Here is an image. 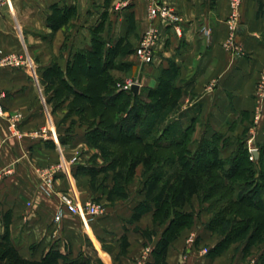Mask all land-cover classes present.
<instances>
[{
    "label": "crops",
    "instance_id": "obj_1",
    "mask_svg": "<svg viewBox=\"0 0 264 264\" xmlns=\"http://www.w3.org/2000/svg\"><path fill=\"white\" fill-rule=\"evenodd\" d=\"M8 2L10 7H0V51L20 57L23 65L0 68V238L6 235L19 256L30 261H40L57 249L67 259L59 264H231L243 259L239 243L211 253L221 236L207 229L211 213L196 196L181 210L193 213V223L170 241L164 258L157 257L156 245L166 226L160 228L154 221L153 205L134 218L135 207L144 200L142 183L134 195L129 185L124 200L108 201L101 190L90 189L84 168L93 156L96 165L102 161L87 143L86 125L68 113L74 96L60 84L72 77L69 71L77 55L91 52L93 33L104 42V50L116 44L120 50L134 49L152 25L160 34L153 62L143 64L134 53L120 51L113 61L118 68L111 72L117 83L135 82L138 89L133 94L154 89L159 72L172 63L178 69L181 96L166 124L179 121L185 128L195 123L196 141L223 135L222 140L231 141L226 155L235 151L239 140H250L258 150L264 146V98L255 120L256 87L264 75V0H241L233 23L229 0ZM151 3L164 4L179 16L180 37L159 19L149 20ZM231 24L238 27L234 49L229 46ZM42 128L52 130L57 143L48 134H36ZM258 158L257 151L255 161ZM57 164L63 172L44 190L39 172ZM142 174L138 166L135 176ZM61 193L80 202H97L104 212L86 229L64 211L55 223ZM152 230L157 233L149 234ZM253 251L256 248L250 247L248 253Z\"/></svg>",
    "mask_w": 264,
    "mask_h": 264
},
{
    "label": "trees",
    "instance_id": "obj_2",
    "mask_svg": "<svg viewBox=\"0 0 264 264\" xmlns=\"http://www.w3.org/2000/svg\"><path fill=\"white\" fill-rule=\"evenodd\" d=\"M93 41L90 53L77 55L68 82L60 81L74 96L68 113H75L86 125L87 143L102 161L96 165L93 156L91 165L84 168L90 189L101 190L108 201L127 199L136 168H143L139 189L144 191V200L135 207L134 218L153 205L154 221L160 228L166 226L156 245L157 257L164 258L170 241L193 223V213L181 212L193 196L201 205L207 204L211 213L207 229L221 236L211 253H221L241 241L245 253L264 244V146L258 149L257 161L249 160L245 141L222 157L225 147L220 146L219 137L201 140L191 151L193 127L180 129L178 121L166 124L181 96L176 87L177 67L170 63L162 69L154 89L138 94L117 90L118 80L111 72L118 67L113 61L121 52L130 54L135 48L120 50L116 44L104 50V42L95 33ZM108 144L117 145L119 152L110 150ZM59 260L67 262L57 249L48 251L40 261L23 259L6 235L0 238V264H59ZM257 261L264 264V250Z\"/></svg>",
    "mask_w": 264,
    "mask_h": 264
},
{
    "label": "built area",
    "instance_id": "obj_3",
    "mask_svg": "<svg viewBox=\"0 0 264 264\" xmlns=\"http://www.w3.org/2000/svg\"><path fill=\"white\" fill-rule=\"evenodd\" d=\"M240 2L241 0H229L230 9H231L230 23H233L236 18ZM3 3L6 4L8 7H10L8 0H4L3 2H0V7L3 5ZM147 16L149 20L159 19L160 23L162 25H165V27L172 29L173 33L176 36L178 37L181 36L182 33L181 19L168 6L164 4L151 3L148 9ZM236 28L231 24L232 36H231V40L229 41V46H231V48L233 49L235 47L233 41L234 40L233 35H234V31H236ZM159 35H160L159 30L152 25H149L143 31L139 39V42L134 50V56L137 58V60L140 63L151 64L153 62L154 50L160 40ZM22 65H23V61L20 57L13 55H6L0 51V68L21 67ZM133 85H136V83L132 81H126L123 83H117L116 88L118 90L127 91V90H131V87ZM2 97L3 96L0 94V98ZM256 97H257L258 105L256 108L255 120L258 119V115L260 113L259 103L262 102V99L264 98V75L260 77L257 83ZM0 112H1V107H0ZM11 127H14V123L11 124ZM36 134H41V135L48 134L50 139L53 140L55 143H57L56 134L52 130L48 131L45 128H42ZM257 151H258L257 148L254 145H252L249 140L247 145V152L250 161H255V154L257 153ZM60 172H63V167L61 164H57L47 170H41L39 173L42 178V188L44 190L48 189L51 186L54 177ZM58 200L60 207L54 216L55 223H59L61 221L64 211L68 214L76 216L80 220L82 226L86 229L88 228L90 220H92L98 215H101L104 212V208L101 204L94 201L80 202L75 200L66 193L59 194Z\"/></svg>",
    "mask_w": 264,
    "mask_h": 264
},
{
    "label": "rangeland",
    "instance_id": "obj_4",
    "mask_svg": "<svg viewBox=\"0 0 264 264\" xmlns=\"http://www.w3.org/2000/svg\"><path fill=\"white\" fill-rule=\"evenodd\" d=\"M232 32V31H231ZM136 48V47H135ZM134 53V52H133ZM115 75V74H114ZM118 80V82H120L119 81V79H117ZM125 82V81H124ZM117 89V88H116ZM118 90V89H117ZM179 122V121H178ZM188 126H192L193 127V134L191 135V140H192V143H189V149L191 150V151H194L195 149H196V147L198 146V144L201 142V140L200 141H196V139H194V135H195V132H196V126H195V123H191V124H189ZM188 126H186V127H188ZM183 128V126H182V124L180 125V129H182ZM111 135H115V131H112V133H111ZM217 137H219V136H216V138ZM215 138V137H214ZM221 138H223V135H220V137H219V139H220V142H222L221 144H220V146L221 147H225V149H226V146L225 145H227V144H231V141H230V143H229V139L228 138H225L224 140H222ZM212 140H213V138H212ZM223 142H225V143H223ZM240 143V140L237 142V144H236V146L238 145ZM248 144H246V146H247ZM109 148H110V150H113V151H118L119 152V150H118V148H117V145H107ZM224 149V151L226 152V150ZM115 152V153H116ZM223 153L222 154V157H225V155H226V153ZM231 153V152H230ZM229 153V154H230ZM228 155V154H227ZM142 180H143V177L142 176H139V175H137V176H134V178L131 180V189H130V191L132 192V194L131 195H134V194H136V187L138 186V183H141L142 182ZM256 191H258V193H259V189L258 190H256ZM241 247H244L243 246V244H242V241H241V243H239V245H238V248H241ZM254 248H256V251H253V252H251V253H248V254H246V253H244L243 254V259H241V260H239L238 262H237V260L236 261H233V262H231V264H239V262L240 263H243V264H247V263H249V262H252V261H257V258H258V255H259V252H262L263 250H264V244L262 243V244H259V245H256V246H254Z\"/></svg>",
    "mask_w": 264,
    "mask_h": 264
},
{
    "label": "water",
    "instance_id": "obj_5",
    "mask_svg": "<svg viewBox=\"0 0 264 264\" xmlns=\"http://www.w3.org/2000/svg\"><path fill=\"white\" fill-rule=\"evenodd\" d=\"M237 28H238V27H237ZM237 28H236V30H237ZM137 89H138V86H137V85H133V86L131 87V91L134 92V93L137 92Z\"/></svg>",
    "mask_w": 264,
    "mask_h": 264
}]
</instances>
